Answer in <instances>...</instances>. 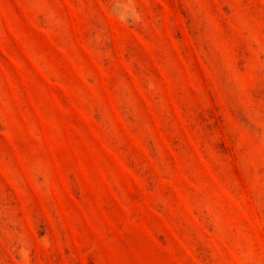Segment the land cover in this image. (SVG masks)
Instances as JSON below:
<instances>
[{
  "label": "rangeland",
  "instance_id": "1",
  "mask_svg": "<svg viewBox=\"0 0 264 264\" xmlns=\"http://www.w3.org/2000/svg\"><path fill=\"white\" fill-rule=\"evenodd\" d=\"M0 264H264V0H0Z\"/></svg>",
  "mask_w": 264,
  "mask_h": 264
}]
</instances>
